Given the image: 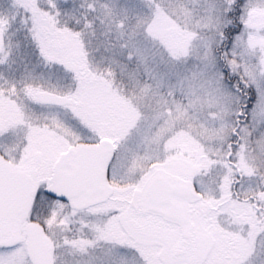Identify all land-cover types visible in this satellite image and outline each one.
<instances>
[{
  "label": "snow or ice",
  "instance_id": "1",
  "mask_svg": "<svg viewBox=\"0 0 264 264\" xmlns=\"http://www.w3.org/2000/svg\"><path fill=\"white\" fill-rule=\"evenodd\" d=\"M0 264H264V0H0Z\"/></svg>",
  "mask_w": 264,
  "mask_h": 264
}]
</instances>
